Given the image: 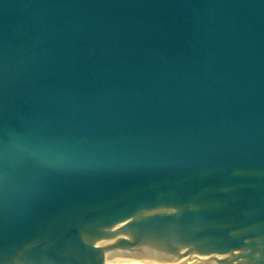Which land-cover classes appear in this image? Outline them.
Segmentation results:
<instances>
[{"label": "water", "instance_id": "water-1", "mask_svg": "<svg viewBox=\"0 0 264 264\" xmlns=\"http://www.w3.org/2000/svg\"><path fill=\"white\" fill-rule=\"evenodd\" d=\"M0 264H264V0H0Z\"/></svg>", "mask_w": 264, "mask_h": 264}]
</instances>
